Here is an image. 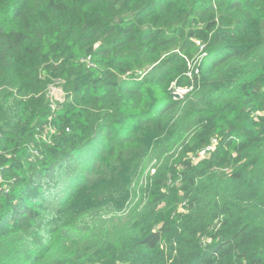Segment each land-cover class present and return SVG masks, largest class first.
<instances>
[{
    "label": "trees",
    "instance_id": "1",
    "mask_svg": "<svg viewBox=\"0 0 264 264\" xmlns=\"http://www.w3.org/2000/svg\"><path fill=\"white\" fill-rule=\"evenodd\" d=\"M0 264H264V0H0Z\"/></svg>",
    "mask_w": 264,
    "mask_h": 264
},
{
    "label": "rangeland",
    "instance_id": "2",
    "mask_svg": "<svg viewBox=\"0 0 264 264\" xmlns=\"http://www.w3.org/2000/svg\"><path fill=\"white\" fill-rule=\"evenodd\" d=\"M204 54H205V52H202L201 55L204 57ZM201 55H198V53H197L194 55V57H192L190 59L189 68L191 71H194V65L196 62L199 61V63H200ZM87 64L93 68L96 66L94 61H87ZM194 72H196V71H194ZM60 85H61V82L59 80H55L53 82V84H51L49 89H48L49 95L56 101V103L63 101V99L65 98L64 93L61 91ZM184 91H185V89H183V88H175V91H173V94L176 93L177 98H181ZM51 123L45 127L44 132L42 133V139H46V140L50 139V133L55 129ZM36 131H37V136L40 139V137H39L40 132L38 130H36ZM30 151H31L32 156H35L37 154L35 147L33 145L30 146Z\"/></svg>",
    "mask_w": 264,
    "mask_h": 264
},
{
    "label": "built area",
    "instance_id": "3",
    "mask_svg": "<svg viewBox=\"0 0 264 264\" xmlns=\"http://www.w3.org/2000/svg\"><path fill=\"white\" fill-rule=\"evenodd\" d=\"M189 74H191V73H189ZM214 144H215V140H213V143L211 145H209L206 149L202 150L198 156L202 157V156L207 155L213 149Z\"/></svg>",
    "mask_w": 264,
    "mask_h": 264
},
{
    "label": "water",
    "instance_id": "4",
    "mask_svg": "<svg viewBox=\"0 0 264 264\" xmlns=\"http://www.w3.org/2000/svg\"><path fill=\"white\" fill-rule=\"evenodd\" d=\"M173 95H174L175 98H177V94L176 93H174Z\"/></svg>",
    "mask_w": 264,
    "mask_h": 264
},
{
    "label": "clouds",
    "instance_id": "5",
    "mask_svg": "<svg viewBox=\"0 0 264 264\" xmlns=\"http://www.w3.org/2000/svg\"><path fill=\"white\" fill-rule=\"evenodd\" d=\"M206 55V53L204 54V56Z\"/></svg>",
    "mask_w": 264,
    "mask_h": 264
}]
</instances>
